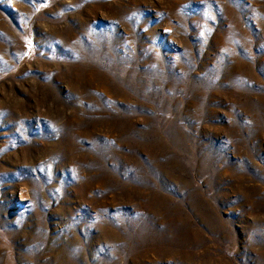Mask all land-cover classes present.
<instances>
[{
  "label": "rangeland",
  "instance_id": "374dc122",
  "mask_svg": "<svg viewBox=\"0 0 264 264\" xmlns=\"http://www.w3.org/2000/svg\"><path fill=\"white\" fill-rule=\"evenodd\" d=\"M0 264H264V0H0Z\"/></svg>",
  "mask_w": 264,
  "mask_h": 264
}]
</instances>
